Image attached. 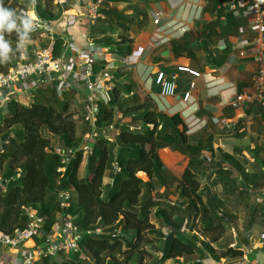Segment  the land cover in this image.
Returning a JSON list of instances; mask_svg holds the SVG:
<instances>
[{"label": "crops", "instance_id": "obj_1", "mask_svg": "<svg viewBox=\"0 0 264 264\" xmlns=\"http://www.w3.org/2000/svg\"><path fill=\"white\" fill-rule=\"evenodd\" d=\"M26 1L28 9L19 21L20 29H23L22 21L25 17L31 18L32 21L44 20L35 10L34 0ZM214 1H218L216 7L220 8L219 5L231 0ZM90 2L91 0H53L51 9L58 17L49 22L51 31L31 30L27 32L28 37L21 41V62H26L31 60L29 58L33 56V50L38 48H49L54 54L53 43L59 37L62 43L59 54H54V57L67 59L71 62L72 69L56 76L54 80H50L48 76L29 77L24 80L22 86H16L0 98V154L8 143V137H13L14 131L19 128L3 125V119L9 114L8 104L11 101L28 104L38 90L42 98L51 100L53 97L50 91L56 87L60 98L69 99L71 106L82 102L83 109L87 111L86 115L92 112L95 120L97 102L108 100L107 91L113 86L109 78L116 70L121 74L118 80L131 82V93H136L140 102L146 101L155 111L168 117L179 115L182 123L178 124L177 128L183 131L185 127L184 133L189 141L205 146L200 156L202 163L193 168L200 186L202 183L198 175H203L201 171L207 167L211 172L210 180L215 190L213 200L219 210L229 207L230 204L234 206L233 211H221L218 214L224 213L232 218L236 211L246 206L251 213V220H255L253 225L239 229L233 221L230 222L229 228L234 239L227 247L239 246L242 250H248L247 256L244 257L242 253V257L235 264H264V110L252 103L232 106V102L241 93L252 91L250 78L256 69L255 49L249 43L254 36L249 12L243 8L239 17L230 21L224 16L217 19L216 11L212 14L206 11L208 0H108L99 7L102 17L92 22L87 13ZM159 11L161 15L158 16L156 12ZM154 20H160V25L156 26ZM185 22L189 24L190 31L183 34L179 25H184ZM158 27L160 29L157 30ZM240 29L243 30L242 33H239ZM157 31L171 35L169 44H155L152 41ZM122 36L128 40L126 44L131 45V52L125 56H133L131 62L113 52V43L108 46L103 44L107 38L114 42ZM208 36L209 40H205ZM237 36L239 40L248 43L242 47L236 45L233 41ZM205 42L207 46L202 44ZM220 42H223L224 48L219 47ZM178 43L186 44L187 47L180 55H175L171 47L172 44ZM90 47L108 49L113 56L112 61L107 62L103 69L100 68V63L104 61L101 55L93 64L94 79L108 73V77L104 79V89L100 90L94 103L87 100L88 92L77 66L79 49ZM177 65H188L198 70L202 76L193 77L178 72L176 94L163 97L159 87L153 82L154 75L158 70L168 73ZM58 83L61 86V94L57 91ZM186 91H190L191 97L183 101L182 96ZM119 115L121 117V114ZM213 118L218 121L214 122ZM129 119L127 117L123 121L128 123ZM89 123L93 124L91 121ZM194 125L197 127L192 128ZM129 127L139 128L141 124L130 122ZM118 132V129L110 126L109 131L105 132V137L113 141ZM95 135L97 134L93 131L84 133L82 144H88L91 148L90 141ZM56 148L62 147L56 144L54 151ZM86 153L88 152H83V161L78 170L80 177L87 174V158L90 153ZM158 155L168 175L174 178L172 182L176 187L190 162L189 156L169 147L159 148ZM4 165L5 163L0 165V189H4L5 185L2 180ZM137 176L142 180L148 179L142 171H138ZM110 182L111 172L108 169L103 177V184ZM204 192L209 194L207 190ZM204 198L205 195L203 200ZM60 216L57 215L53 232L48 234L46 239L42 238V234L27 239L24 250L0 245V264L19 263L22 261V251L33 252L37 248L47 246L52 238L58 236ZM163 230L168 232L169 229ZM183 231L187 234L196 233L195 229L191 232L188 227H184ZM240 237H245L247 244L240 242ZM66 255L67 253H58L51 258L50 264L60 263ZM55 257L58 260L55 261ZM216 263L210 255L203 259V264Z\"/></svg>", "mask_w": 264, "mask_h": 264}, {"label": "trees", "instance_id": "obj_2", "mask_svg": "<svg viewBox=\"0 0 264 264\" xmlns=\"http://www.w3.org/2000/svg\"><path fill=\"white\" fill-rule=\"evenodd\" d=\"M52 2H33L39 16L48 23L58 17L51 9ZM216 2L208 0L205 10L210 14L216 11L217 19L224 16L226 20H236L227 7L219 5L217 8ZM3 4L14 10L18 26L11 32L0 30V36L8 45L6 52L0 50V71H7L21 62L19 45L28 33L20 29L19 21L28 9V2L3 0ZM104 41L106 46L113 43V52L122 58L131 52V45L126 44L128 40L124 36L118 41L109 38ZM61 43L59 37L54 40L55 55L59 54ZM202 44L207 46L206 42ZM186 47L182 43L172 44L171 50L180 55ZM105 64L107 62L102 61L100 68ZM119 76L121 74L115 70L109 78L113 86L107 91L108 100L97 102L93 124L85 122L82 134L93 131L97 135L90 141L91 152L84 177L78 175L84 155V149L80 148L83 138L77 134L78 122L70 111L69 99L60 98L54 87L49 90L51 100L42 98L38 90L28 104L15 100L8 104L9 114L3 119V125L19 128L13 137H8L0 154V165L5 163L2 172L5 185L0 189V229L10 235L26 229L28 212L32 210L44 219L42 238L46 239L60 214L77 225L83 235L78 249L67 252L58 264H142L141 257L138 261L134 257L146 240V232L156 228L151 222L153 216L160 223L158 230H162L156 231L162 240L155 264H166L167 260L173 261L169 264H203L207 251L212 253L213 249L201 236L184 233V227L193 231L198 220L208 231L223 229L226 224L230 226L228 216L218 214L220 211L213 199L203 200L193 169L202 163L200 156L205 146L189 141L185 127L183 131L177 128L182 123L179 115L168 117L155 111L146 101L140 102L138 95L131 93V82H122ZM117 112L120 118H116ZM127 117L134 124L140 122L141 127L130 128V122L123 121ZM110 126L119 130L113 141L105 137ZM54 143L73 151L61 173L56 171L60 156L53 149ZM162 147L178 150L190 158L176 185L181 203L153 193L155 182L164 187L170 177L158 155ZM108 169L111 182L103 184ZM138 171L144 172L148 179L138 177ZM173 180L170 177V181ZM60 192L67 195L66 206L60 204ZM97 228L101 230L99 233L94 231ZM114 228H120L122 236H112ZM163 229L169 230L164 232ZM239 240L247 244L245 237ZM242 253L239 246L227 247L221 256L240 259ZM193 255H197L196 260L190 258ZM51 258L53 256H42L34 264H50Z\"/></svg>", "mask_w": 264, "mask_h": 264}, {"label": "built area", "instance_id": "obj_3", "mask_svg": "<svg viewBox=\"0 0 264 264\" xmlns=\"http://www.w3.org/2000/svg\"><path fill=\"white\" fill-rule=\"evenodd\" d=\"M105 1L108 0H91L87 13L92 22L102 17L99 7L101 3ZM223 5L227 7L228 11L232 12L234 17H239L241 10L245 8L250 14L251 28L254 33L251 42H249L255 49L254 58L256 61V69L250 78L252 91L241 93L238 98L232 102V106L239 107L244 104L252 103L264 110V0H231ZM156 15H161V12H156ZM157 21L158 20H155V22ZM179 26L181 29L184 27L183 24ZM31 30H44L50 32L51 27L48 22L37 19L32 21ZM182 32H184V29ZM242 32L243 30L240 29L239 33ZM155 35L156 36L152 38L155 44H162L169 41L171 38V35H166L161 31H157ZM233 42L240 47L248 43V41L239 40V36H237L236 40ZM219 47L224 48L223 42H220ZM32 53L33 57L31 60L19 62L15 67H11L7 71H0V98L10 93L16 86H22L24 80L29 77L48 76L50 80H54L57 78L56 76L67 73L72 69V64L67 59L53 58L49 48H38L33 50ZM100 55L106 62L112 61L113 56L109 53L108 49L100 50L90 47L79 49L77 54L79 75H81L84 87L88 92L87 100L90 103H94L97 100L100 90L104 89V79L108 77V73H103L98 78H93V64L99 59ZM125 59L131 62L133 56H127ZM178 72H184L193 77L202 76L198 70L188 65H177L174 70L168 73L163 70H158L154 75L153 82L159 87L161 96H174L176 94ZM57 91L58 94H61L62 90L59 83ZM190 97V91H186L182 99L183 101H187ZM85 119L93 123L94 119L92 117V112H89L85 116ZM213 121L217 122L218 120L213 118ZM83 149L88 153L91 152V148L88 144L84 145ZM55 152L60 156V165L56 168V171L61 173L64 171L65 165L70 155L73 154V151L70 149L65 150L56 148ZM66 197V193L60 192L59 198L61 199L60 204L62 206H66ZM28 217L29 220L26 229L16 230L13 235L7 234L0 229V245L14 249H23L27 239L40 236L43 232L44 219L32 210L28 212ZM94 231L99 233L101 230L97 228ZM111 234L112 236H122V230L120 228H114ZM82 235L83 232H81L77 225L70 219L62 218L60 220V226L58 227V236L52 238L44 248H37L33 252L22 251V261L16 264H34V262L42 256H55L60 252L76 251ZM247 254L248 250L243 249V256L246 257Z\"/></svg>", "mask_w": 264, "mask_h": 264}, {"label": "rangeland", "instance_id": "obj_4", "mask_svg": "<svg viewBox=\"0 0 264 264\" xmlns=\"http://www.w3.org/2000/svg\"><path fill=\"white\" fill-rule=\"evenodd\" d=\"M159 22H160V20H158L157 22H155V20H154V24L156 26L160 25ZM167 24H169V23H167ZM188 26H189V24L187 22H185L184 27H183V29H184L183 34H186L188 31H190L188 29L189 28ZM158 29H159V27L157 28V30ZM162 30H164V29H162ZM170 41L164 42L163 45L169 44ZM70 111L73 114V117L78 122V125H77L78 136L83 138L84 136L82 134V130H84L86 127V123H85L86 122V119H85L86 111H85V109H83L82 102H78L74 106H71ZM119 114L120 113L116 114V118H119ZM129 118L130 117H128V119ZM193 127L196 128L197 125L192 126V128ZM43 131L46 132L45 129ZM112 135H114V132H112ZM85 137H87V136H85ZM194 141L196 142V140H194ZM84 144H81L80 148H84ZM52 146L53 147L56 146V143H54ZM86 154H88V153H86ZM201 172L203 175H201V174L198 175V178L200 179V181L202 183L200 186V191L202 192V195H205V198H204L205 200L206 199H213L215 190H214V185L212 183V180H210L211 172L209 169H207V167L203 168ZM167 178L170 181V177H167ZM169 181H167V184L164 187L157 185L155 182V189L153 191L154 195L156 197H159L160 195H164L169 200H171L172 202L175 201V202L181 203L182 199L178 195V191H177L176 187H174L173 182H171V181L169 182ZM205 190L209 191L208 192L209 194H204ZM233 207L234 206L230 204L229 207L227 206V207H225V209H223L221 211L222 212H231V210L233 211ZM227 214H229V213H227ZM62 218L63 217L60 216L58 218V220L59 219L61 220ZM228 218H229L230 222L233 221L237 225L238 229H239V227L244 228L246 226H249L250 224L253 225V222L255 221L254 219H253L254 221L251 220V213H249L246 206L243 207L242 209H240L239 211H236V214H233L232 218H230L229 216H228ZM151 222L153 224H155L156 228L154 230H149L146 232V240L137 249V253L135 254V257H134L135 261H138V258L141 257L142 258L141 259L142 264H155L157 258H159L160 241L162 240V236H161V234L157 233L156 231L162 232V230H158L160 223L153 216H151ZM204 226H205V224L202 223L200 220H198L196 223V226H195V232L197 233V235L202 236L203 241L208 242L210 244L211 248L213 249L212 253L207 251V253H208L207 256L210 255L215 260V262H217L216 264H222L223 260H224L223 264H235L236 261L238 262V259L221 256V252H223L227 248V245L232 241V238H233V233L231 231V228H229L228 224H226L223 229H220L217 231H208V230L204 229ZM219 231H220V234H219ZM126 235L128 238H130V236L127 234V232H126ZM66 253L67 252H63L62 254H66ZM190 258L192 260H196L197 255L190 256ZM54 260L56 261V260H58V258L55 257ZM169 263H173V261L167 260L166 264H169ZM131 264H134V263H131Z\"/></svg>", "mask_w": 264, "mask_h": 264}, {"label": "clouds", "instance_id": "obj_5", "mask_svg": "<svg viewBox=\"0 0 264 264\" xmlns=\"http://www.w3.org/2000/svg\"><path fill=\"white\" fill-rule=\"evenodd\" d=\"M14 16V10L5 7L3 0H0V30H7L11 32L13 29H17L18 26ZM22 25L25 33L31 31L32 19L25 17L22 21ZM0 50H3L4 52L8 50V45L4 42L2 36H0Z\"/></svg>", "mask_w": 264, "mask_h": 264}]
</instances>
